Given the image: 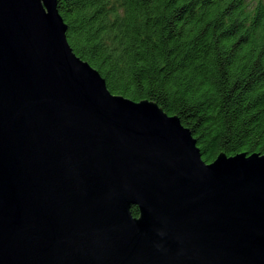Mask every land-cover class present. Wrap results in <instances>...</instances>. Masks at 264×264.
Here are the masks:
<instances>
[{
  "label": "water",
  "instance_id": "95a60500",
  "mask_svg": "<svg viewBox=\"0 0 264 264\" xmlns=\"http://www.w3.org/2000/svg\"><path fill=\"white\" fill-rule=\"evenodd\" d=\"M67 30L57 0H0V264H264V153L206 162Z\"/></svg>",
  "mask_w": 264,
  "mask_h": 264
},
{
  "label": "trees",
  "instance_id": "16d2710c",
  "mask_svg": "<svg viewBox=\"0 0 264 264\" xmlns=\"http://www.w3.org/2000/svg\"><path fill=\"white\" fill-rule=\"evenodd\" d=\"M57 4L73 51L109 90L178 116L203 160L264 153V0Z\"/></svg>",
  "mask_w": 264,
  "mask_h": 264
}]
</instances>
